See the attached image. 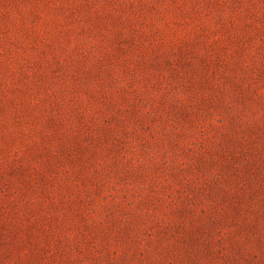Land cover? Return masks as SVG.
<instances>
[{"label": "rangeland", "instance_id": "374dc122", "mask_svg": "<svg viewBox=\"0 0 264 264\" xmlns=\"http://www.w3.org/2000/svg\"><path fill=\"white\" fill-rule=\"evenodd\" d=\"M0 264H264V0H0Z\"/></svg>", "mask_w": 264, "mask_h": 264}]
</instances>
